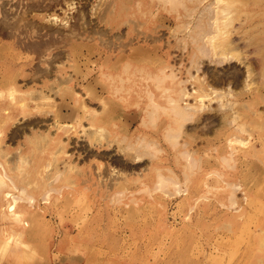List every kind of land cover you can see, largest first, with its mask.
Instances as JSON below:
<instances>
[{
  "label": "bare ground",
  "instance_id": "bare-ground-1",
  "mask_svg": "<svg viewBox=\"0 0 264 264\" xmlns=\"http://www.w3.org/2000/svg\"><path fill=\"white\" fill-rule=\"evenodd\" d=\"M81 1L0 0V255L8 250L9 243L30 241L36 236L40 222L31 211L37 203V196H44L42 204H48L53 192L60 195L66 188L73 194L76 189L74 177H84V172L79 170L77 164L75 166L64 161L63 158H70L71 155L67 151L70 144L63 137L80 138L90 148L104 153L114 149L124 157L129 165L121 168L111 166L108 171L112 179L111 186L117 188V202H121L130 184L141 185L139 192L149 195L163 192L168 195V189H172L175 195L180 194L181 177L174 167L164 165L167 159L164 154L168 151L163 145L175 153L174 162L181 169V176L188 178L196 168L203 172V165L208 168L202 179L205 193L212 189L225 190L231 187L229 195L232 199L243 186L225 180L226 174L220 170V166L227 165V161L221 162L220 159L238 160L237 156L243 153L247 145V140L240 137L244 130L249 132L245 129L246 125L257 124L253 117L261 118L264 114V111L260 113L255 109V106L264 103V92L260 91L264 88V18L255 19V15L258 18L260 12L251 15L249 11L238 12L233 9V5L244 4L245 0H151L170 12H177L179 8L186 11L188 4L193 5L189 12L194 13L195 9L201 8L199 13L202 12V15L197 24L193 22L189 26L192 20L179 22L183 26L182 30L184 26L185 29L190 27L188 37L192 51L187 57L191 59L189 66L176 67L175 61H172L174 64L170 62L176 55L172 57L169 53L163 56L160 46L155 44L149 48L141 44L139 33L144 26L129 19V12L134 9L132 0L120 4L113 1L107 10L102 8L104 2L100 0L88 9L89 18L81 7L82 10L76 7ZM251 1L257 3V0ZM140 7L141 2L136 8L140 10ZM58 8L64 11L63 17L58 14ZM76 9L78 18L76 15L67 16L68 11ZM189 12L186 11L187 14ZM263 13L264 8L261 9ZM150 15H154L152 11ZM94 19L102 27L108 26L111 31L115 28V32L126 26V39L135 32L134 27H138V33L127 45L121 41V35L115 37L120 41L119 44L114 43L104 31L106 27L93 28ZM167 29L171 30L169 27ZM254 30L256 32L252 33ZM158 38L152 39L154 43ZM135 39L137 43L133 42ZM185 41L182 42L184 48L189 44V41ZM167 46L169 49L174 47L169 41ZM64 47L66 59L59 62ZM251 47H254V54L261 65L258 73L249 63L251 55L248 50ZM38 59L40 66L36 67L35 61ZM205 61L206 65L209 62L208 65L217 67L235 63L245 66L242 90L235 92L231 85L225 89L214 87L223 81L220 75H209V71L204 68ZM184 74L186 77H182ZM256 76L260 89L253 83ZM135 77L144 80L147 85L142 93L137 92L138 100L132 103L129 95ZM79 88L82 94L78 92ZM145 98L146 103L141 108ZM246 98L248 100L244 102ZM91 104L96 106L92 107ZM214 104L218 108L213 109ZM247 107L252 116L245 115ZM214 114L220 117L221 128L229 131L225 136L226 145L231 148L229 155L219 152L214 157L209 153V145L194 149L197 139L190 131L205 123L208 115ZM18 115H22L21 120L25 123L33 121L35 117H52L54 122L50 130L26 134L29 152L20 150L13 155L6 143V133L11 126L18 124ZM138 115H141L140 126L134 129L139 120ZM51 130L55 131L53 135ZM248 135L251 137L252 133ZM204 152L206 155H201ZM244 156H241V161ZM146 161L150 167L142 169L141 173L136 172V166ZM104 168L103 164L98 167L100 176ZM248 170L253 173L252 169ZM148 176H154L152 186L145 183ZM101 181L107 183L108 179L103 178ZM83 182L88 181L84 179ZM56 183L62 184L64 188L58 187ZM243 190L248 191V188ZM201 199L203 196L198 195L195 202ZM232 200L230 205L236 206L234 209L239 211L242 205L238 200Z\"/></svg>",
  "mask_w": 264,
  "mask_h": 264
},
{
  "label": "rangeland",
  "instance_id": "rangeland-1",
  "mask_svg": "<svg viewBox=\"0 0 264 264\" xmlns=\"http://www.w3.org/2000/svg\"><path fill=\"white\" fill-rule=\"evenodd\" d=\"M99 1L83 0L76 7L78 10L82 8L89 18L90 14L88 13V9L92 5H97ZM101 1L102 3L104 2L102 8H106L105 10L113 5V1H116L117 4L123 1L129 2V0ZM138 2H141L140 10L136 8L139 4ZM255 2L245 0L244 4H240L241 6L238 4H230L238 12L249 11L251 15L260 12L258 13V18L255 15V19L264 18V13L261 14V9L264 8L263 0L262 2L261 0H257V3ZM131 6L134 8V11L131 10L129 12V19L135 24L141 23L144 26V29H140L141 33H139V35L141 34V39H139L142 40L141 44L149 48L156 44L160 46L161 55L164 56V54L169 53L172 57L176 55L170 61L172 64H174L172 61H175L176 67L179 65L180 67L182 65L188 67L191 59L187 57H189V51H192V44L188 37L190 27L187 30L184 26L182 30L183 26L179 22L183 20L187 23L192 20V24L189 26H192L193 22L197 24V20L202 15V12L199 13L201 8L195 9L194 13L193 11L189 12L193 8V5L188 4L186 11L190 14H187L186 11H182L180 8L177 12H170L162 9L160 3L156 4V2L153 3L151 0H132ZM63 8L65 11L66 8L64 6ZM77 9L68 11L67 16L72 17L76 15L77 17ZM64 11L59 8L57 10L58 14H61L62 17L64 16V13H62ZM150 11L154 15H150ZM143 14H145L144 18H142ZM241 16L244 15L242 14ZM162 22H164L163 26H161ZM93 24V28L96 29H104L106 27H102L103 25L98 24V20L95 19L93 20ZM168 27L171 30H168ZM108 28L107 26L104 31L109 38L113 39L114 43L118 44L120 41L115 37L119 38V35H121L123 38L120 36L121 41L126 42L125 45H127L130 39H134L138 33L136 31L138 27H134L136 29L135 32L129 36V39H126V34L128 33L126 26H123L119 31L116 30V32L115 28L114 31ZM171 31L172 33L170 34ZM254 32L256 30L252 33ZM178 37H180L179 40ZM182 37L183 40L186 39L187 42L189 41V44L185 46L186 48L183 47ZM157 38L158 41L154 43L153 40ZM168 41L174 46L173 48H168ZM133 42L137 43L138 40L135 39ZM184 49V53H181ZM63 50L60 53L62 58H60L59 62L66 59V47ZM248 53L251 55L249 63L253 65L252 67L255 69V72L258 73L257 71L261 69V65L258 63V58L254 54V47H251ZM176 58L178 61L175 60ZM94 61L95 59H93ZM208 63L206 65L205 61L204 68L206 71H209V75H220L223 81V83L217 85L212 82L215 85L214 87L225 89L231 85L235 92L242 90L241 87H243L246 76L245 66L235 63L217 67L210 66ZM35 66H40L39 59L35 61ZM182 77H186L185 74ZM135 78L132 79V86L134 87H132L133 90L131 91V95H129V101L131 100L132 103L138 100L137 92L142 93L144 87L147 85L139 77ZM210 78L212 79V76ZM254 79V86L260 89L257 76ZM141 87H143L142 90H140ZM77 90L81 94L83 93L81 88ZM260 91L263 93L264 88L260 89ZM142 95L144 98V94ZM247 100L248 98L244 102ZM58 101L60 102V100ZM145 103L146 98L141 102V108L144 107ZM91 106L95 107L96 105L91 104ZM217 106L214 104L212 108H218ZM248 108L244 110V113L249 117L252 115ZM255 109L262 113L264 111V103L255 106ZM21 117L22 115L16 117L18 121L16 123L18 124L11 126L6 133L8 135L6 137V143L8 142L7 145H9V149L13 155L17 154L20 150L23 153L24 150L29 152L26 134L50 130L52 122H54L52 117L44 119L35 117L33 121L25 123L22 121L23 119L21 120ZM138 117L139 120L135 123L134 129L140 126L138 124L141 115H138ZM206 118L210 122L205 121V123L197 125L194 127V130L190 131L197 139L194 149L209 145L211 146L209 153L214 157H217L219 152H224L225 155H229L231 148L225 142V136L228 135L229 131L221 128L222 124L220 123L219 116L214 114L208 115ZM253 121L257 124L254 123L253 126L248 124L245 127V129H248L252 133V136L248 137L249 132L246 133L247 131L245 132V130L243 133L241 132L242 134L240 136L243 140H247V145L243 149L246 152L239 153L236 162H233L229 158L220 159L221 162L222 160H226L227 162L225 164L228 165L223 164L220 166V170L226 174L225 180L233 183V185H243L241 186V190H238L236 195L232 196V199L238 200L242 205L239 211L234 209L236 206L233 207L230 205L233 201L229 195L231 187L225 190L212 189L209 192H204L202 179L204 177L203 174L208 170L204 165L203 172L197 171L196 168L188 178L181 176V169L174 162L175 153L171 152L170 148L166 145H163L168 151V153H165L167 155L164 154V158H167L164 161V165L166 167H174L173 169H176L177 175L181 177L182 189L180 194L175 195L172 189H168L166 190L168 195L164 192L149 195L139 192V189L142 188L141 185L130 184L121 202H117L119 198V195L116 194L117 188L111 186L112 179L109 178L108 171L111 166L121 168L126 166V164L129 165L123 159L124 157L114 149L109 151L110 153H104L105 151L100 152L96 148H90L87 142L85 143L80 138L72 137L70 139H64L63 137V140L70 144L68 145L67 151L69 150L68 154L72 157H67L68 159L63 158L64 161L67 160L66 162L75 166L77 164L79 170L84 172V177H74L76 189L73 194L71 193L73 191L66 188L60 195L53 192L51 199L48 201L50 203L48 204H42L44 202V196L36 197L37 203L31 211L40 222L35 233L36 236L30 241L9 243L8 250L0 255V264H264V114L261 118L254 116ZM28 123L31 125H28ZM29 126H32L33 128H31L34 131ZM199 128L202 129L200 130ZM53 130H51L52 135L55 132ZM201 155L205 156L206 153L204 152ZM243 155L245 156L241 161V156ZM100 164H103V168L105 167L102 176L98 173ZM247 165H249V168H247ZM147 167H150V164L146 161L136 166V172L141 173V170ZM248 169H252L253 173ZM153 177L148 176L145 178V183L152 186L154 181ZM103 178L105 180L108 179L107 183H102L101 180ZM212 178L216 179L214 176ZM82 179H87L88 182L85 183ZM55 185L64 188L62 184L56 183ZM86 187L88 190H86ZM245 188H248V191L243 190ZM244 192L247 193L245 194ZM198 195L203 196V200L201 199L200 202H195ZM58 197H60L59 200H56Z\"/></svg>",
  "mask_w": 264,
  "mask_h": 264
}]
</instances>
